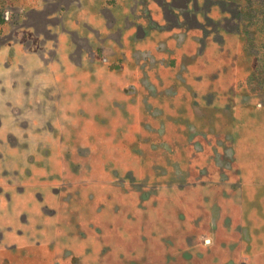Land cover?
Masks as SVG:
<instances>
[{
	"label": "rangeland",
	"instance_id": "374dc122",
	"mask_svg": "<svg viewBox=\"0 0 264 264\" xmlns=\"http://www.w3.org/2000/svg\"><path fill=\"white\" fill-rule=\"evenodd\" d=\"M193 1L0 0V264H264V0Z\"/></svg>",
	"mask_w": 264,
	"mask_h": 264
},
{
	"label": "water",
	"instance_id": "95a60500",
	"mask_svg": "<svg viewBox=\"0 0 264 264\" xmlns=\"http://www.w3.org/2000/svg\"><path fill=\"white\" fill-rule=\"evenodd\" d=\"M169 1H171V0H169ZM193 1V0H192ZM101 2H102V0H101ZM194 2V1H193ZM102 4V3H101ZM148 8V4H147V2L146 3H144V7H143V9L145 10V9H147ZM175 13H177V12H175ZM202 15V14H204V12L201 10V9H199V11L198 12H196V15ZM114 30L115 31H122V27H120V23H116V25L114 26ZM203 41H205V42H207L208 41V39L207 38H205V40H203ZM88 57L89 58H93V54H88Z\"/></svg>",
	"mask_w": 264,
	"mask_h": 264
},
{
	"label": "flooded vegetation",
	"instance_id": "af4514ba",
	"mask_svg": "<svg viewBox=\"0 0 264 264\" xmlns=\"http://www.w3.org/2000/svg\"><path fill=\"white\" fill-rule=\"evenodd\" d=\"M207 0H203V3L206 2ZM145 11L149 12V7L147 9H145ZM202 11L204 12V14H202L201 16L207 17L208 12H206L205 10L202 9Z\"/></svg>",
	"mask_w": 264,
	"mask_h": 264
},
{
	"label": "trees",
	"instance_id": "16d2710c",
	"mask_svg": "<svg viewBox=\"0 0 264 264\" xmlns=\"http://www.w3.org/2000/svg\"><path fill=\"white\" fill-rule=\"evenodd\" d=\"M112 2H114V0H107V3H108V4H111ZM145 21L148 23L149 19H146ZM145 25H146V24H145ZM139 27H140V26H139Z\"/></svg>",
	"mask_w": 264,
	"mask_h": 264
}]
</instances>
